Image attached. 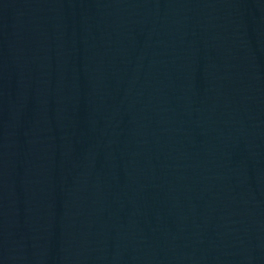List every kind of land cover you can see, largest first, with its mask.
<instances>
[{"label":"water","instance_id":"95a60500","mask_svg":"<svg viewBox=\"0 0 264 264\" xmlns=\"http://www.w3.org/2000/svg\"><path fill=\"white\" fill-rule=\"evenodd\" d=\"M54 0H0V260L29 150Z\"/></svg>","mask_w":264,"mask_h":264}]
</instances>
